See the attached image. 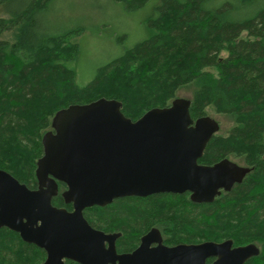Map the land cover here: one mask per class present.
<instances>
[{
	"label": "trees",
	"instance_id": "obj_1",
	"mask_svg": "<svg viewBox=\"0 0 264 264\" xmlns=\"http://www.w3.org/2000/svg\"><path fill=\"white\" fill-rule=\"evenodd\" d=\"M50 1L0 0L7 15L0 18V170L36 189L42 137L54 115L71 105L115 100L135 122L191 88L192 120L211 113L230 124L212 137L198 164L231 160L249 169L242 183L211 204H194L187 193L157 194L116 199L83 216L96 230L121 234L119 253L133 252L143 235L158 229L167 247L254 244L259 254L245 264H264V0H230L217 8L211 6L216 0H160L148 37L81 88L66 67L79 52L69 38L81 30L49 34L42 28L37 15ZM115 1L135 11L148 0ZM52 205L72 210L60 193ZM44 257L18 234L0 229V264H40Z\"/></svg>",
	"mask_w": 264,
	"mask_h": 264
},
{
	"label": "water",
	"instance_id": "obj_2",
	"mask_svg": "<svg viewBox=\"0 0 264 264\" xmlns=\"http://www.w3.org/2000/svg\"><path fill=\"white\" fill-rule=\"evenodd\" d=\"M189 107V100L176 98L135 122L115 100L58 111L41 140L38 188L29 190L0 170V229L43 249L47 258L42 264H63L64 259L78 264H245L257 257L254 244L234 247L231 240L167 247L157 229L144 235L132 253L117 255L120 234L95 231L83 217L86 208L157 194L187 193L194 204H211L242 183L249 169L231 160L198 164L220 125L208 116L192 120ZM57 183L66 185L62 198L72 204V212L52 205Z\"/></svg>",
	"mask_w": 264,
	"mask_h": 264
},
{
	"label": "rangeland",
	"instance_id": "obj_3",
	"mask_svg": "<svg viewBox=\"0 0 264 264\" xmlns=\"http://www.w3.org/2000/svg\"><path fill=\"white\" fill-rule=\"evenodd\" d=\"M227 2L230 0H216L211 6L217 8ZM158 4L160 0H148L143 7L130 11L124 1L51 0L37 15V20L49 34L81 30L69 38L79 47L78 57L66 63V67L74 71L75 83L81 88L93 81L100 67L148 37L149 22L157 16L155 7ZM1 10L0 18H5L7 15ZM190 95L191 88H184L177 98L189 100ZM208 117L220 123L219 132H225L230 126L220 116L209 113Z\"/></svg>",
	"mask_w": 264,
	"mask_h": 264
},
{
	"label": "flooded vegetation",
	"instance_id": "obj_4",
	"mask_svg": "<svg viewBox=\"0 0 264 264\" xmlns=\"http://www.w3.org/2000/svg\"><path fill=\"white\" fill-rule=\"evenodd\" d=\"M60 185H62V186H64V190L62 191V192H60V190H59V186ZM57 187H58V193H57V195L60 193V196H61V198H62V193L63 192H65L66 191V185H64V184H62V183H57ZM38 188V184H37V187H36V189ZM36 189H29V190H36ZM56 195V196H57ZM55 198V197H54ZM130 198H136V197H130ZM63 199V198H62ZM64 201V200H63ZM65 203V202H64ZM65 205H71V207H72V204H66L65 203ZM93 207H98V206H93ZM106 207V206H105ZM56 208V207H55ZM92 208V207H91ZM102 208V207H101ZM63 209H65V208H63ZM86 209H89V208H86ZM85 209V210H86ZM66 210V209H65ZM84 210V211H85ZM67 212H72V210L71 211H68V210H66ZM83 211V212H84ZM84 217V216H83ZM85 219V218H84ZM86 220V219H85ZM88 223V222H87ZM90 226V225H89ZM91 227V226H90ZM92 228V227H91ZM93 230H95V231H99V232H102V231H100V230H96V229H94V228H92ZM158 230V229H157ZM160 232V231H159ZM15 233V232H14ZM103 234H105V235H112V234H120V233H104V232H102ZM17 234V233H16ZM161 234V233H160ZM146 235V234H145ZM19 236V235H18ZM144 236V235H143ZM142 236V237H143ZM121 237V234L119 235V237L116 239V241H115V250H116V253H117V255H123V254H130V253H119L118 251H117V249H116V242H117V240L119 239ZM141 237V238H142ZM161 237H162V234H161ZM20 238V237H19ZM141 238H140V240H139V244H138V246L140 245V241H141ZM21 239V238H20ZM162 241H163V238H162ZM25 243V242H24ZM27 244V243H26ZM29 245H33V246H35L36 248H38V249H40L43 253H44V260L40 263V264H42V263H44V261L46 260V258H47V254H46V252L43 250V249H41V248H39V247H37L36 245H34V244H29ZM105 246H106V248H107V244H105ZM137 246V247H138ZM137 249V248H136ZM135 249V250H136ZM135 250H133V251H135ZM132 253V252H131ZM63 264H67L68 262H73V263H76V262H74V261H72V260H68V259H64L63 261ZM212 262V261H211ZM76 264H78V263H76Z\"/></svg>",
	"mask_w": 264,
	"mask_h": 264
}]
</instances>
